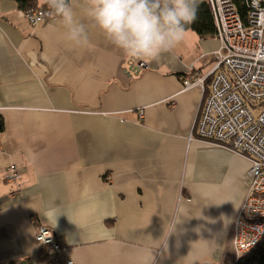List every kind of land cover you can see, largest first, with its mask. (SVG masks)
Instances as JSON below:
<instances>
[{
	"label": "crops",
	"instance_id": "crops-1",
	"mask_svg": "<svg viewBox=\"0 0 264 264\" xmlns=\"http://www.w3.org/2000/svg\"><path fill=\"white\" fill-rule=\"evenodd\" d=\"M84 22L90 45L78 46L57 17L32 26L0 0V264H47L30 215L56 232L61 262L234 264L249 162L198 135L204 94L181 83L210 69L217 36L187 29L137 72ZM10 165L20 181L6 179ZM86 190L98 215L80 214ZM53 203L66 214L55 227L43 215Z\"/></svg>",
	"mask_w": 264,
	"mask_h": 264
},
{
	"label": "built area",
	"instance_id": "built-area-1",
	"mask_svg": "<svg viewBox=\"0 0 264 264\" xmlns=\"http://www.w3.org/2000/svg\"><path fill=\"white\" fill-rule=\"evenodd\" d=\"M205 1L219 46L212 53L207 72L194 68L181 77V83L185 90L197 86L204 94L195 124L198 135L249 162V188L233 225L232 244L239 256V250L250 251L264 236V0H247L244 16L239 13L237 0ZM28 18L36 21L31 15ZM18 178L16 168L8 166L6 179ZM35 239L51 262L59 264L57 254L66 249L52 230L39 228Z\"/></svg>",
	"mask_w": 264,
	"mask_h": 264
},
{
	"label": "clouds",
	"instance_id": "clouds-1",
	"mask_svg": "<svg viewBox=\"0 0 264 264\" xmlns=\"http://www.w3.org/2000/svg\"><path fill=\"white\" fill-rule=\"evenodd\" d=\"M45 3L59 19L69 42L90 45L86 17L129 59L153 61L185 39L188 26L197 20L201 0H84L82 9L75 0ZM99 211L97 197L86 190L80 214L87 217ZM61 214L64 210L55 203L43 213L53 227Z\"/></svg>",
	"mask_w": 264,
	"mask_h": 264
},
{
	"label": "trees",
	"instance_id": "trees-1",
	"mask_svg": "<svg viewBox=\"0 0 264 264\" xmlns=\"http://www.w3.org/2000/svg\"><path fill=\"white\" fill-rule=\"evenodd\" d=\"M17 7L22 10L40 9L43 5L39 0H14ZM236 4L239 8L240 15L247 14V0H237ZM188 29L195 31L199 36L205 37L215 33L214 20L210 8L205 0H201L199 4L197 20L188 26ZM216 35V33H215ZM3 119L0 116V132L3 130ZM234 264H264V236L259 243L246 254L237 258Z\"/></svg>",
	"mask_w": 264,
	"mask_h": 264
},
{
	"label": "rangeland",
	"instance_id": "rangeland-1",
	"mask_svg": "<svg viewBox=\"0 0 264 264\" xmlns=\"http://www.w3.org/2000/svg\"><path fill=\"white\" fill-rule=\"evenodd\" d=\"M39 2L43 5V7L42 8H40V9H36V8H34V9H29V10H23V14L24 15H26V19L28 20V22L32 25V26H37L38 24H40V23H42V22H45V21H48V20H51V19H54V18H56V16L54 15V14H52L51 12H50V9L47 7V5H46V3H45V0H39ZM37 11H40V12H37ZM32 16V19L33 20H36V21H34V22H32L28 17L29 16ZM28 16V17H27ZM135 61V62H134ZM133 65H132V67L131 68H133V70H135V71H141L142 69H145L148 65H147V61H145V60H133ZM142 64V65H141ZM182 90H185V88L183 89V86H182ZM20 174H19V178H18V180L20 181ZM8 180V179H7ZM10 181V180H9ZM25 185V183L24 182H21L19 185H17V188L18 189H21V187L22 186H24ZM29 222H30V224H31V226H32V228L34 229V239H35V237H36V233H37V231L39 230V228H41V227H45V228H48V229H50V230H52V232L54 233V235H55V238L57 239V236H56V232L52 229V228H50V227H48V226H46V225H44V224H42V223H40L36 218H35V216L34 215H30L29 216ZM233 233H234V228H233ZM57 241H58V239H57ZM35 242H36V239H35ZM58 243L60 244V242L58 241ZM36 244H37V242H36ZM37 246H38V244H37ZM38 249H40L41 250V252L43 253V255H44V257H45V259H46V262H47V264H55V263H52L51 262V257H49L46 253H45V251L42 249V248H40V247H38ZM233 249L235 250V248L233 247ZM240 251V254L241 255H243V254H246L247 252H249V250L248 251H246V250H239ZM246 251V252H245ZM241 255H239V256H241ZM239 256H237V258L239 257ZM59 262V264H67V260L65 261V262H61L60 261V259H59V253L57 254V258H56V262Z\"/></svg>",
	"mask_w": 264,
	"mask_h": 264
},
{
	"label": "bare ground",
	"instance_id": "bare-ground-1",
	"mask_svg": "<svg viewBox=\"0 0 264 264\" xmlns=\"http://www.w3.org/2000/svg\"><path fill=\"white\" fill-rule=\"evenodd\" d=\"M248 188H249V186H248Z\"/></svg>",
	"mask_w": 264,
	"mask_h": 264
}]
</instances>
